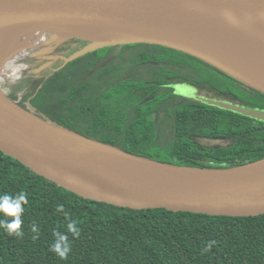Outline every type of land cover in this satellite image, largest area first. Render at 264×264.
Listing matches in <instances>:
<instances>
[{
    "label": "trees",
    "instance_id": "16d2710c",
    "mask_svg": "<svg viewBox=\"0 0 264 264\" xmlns=\"http://www.w3.org/2000/svg\"><path fill=\"white\" fill-rule=\"evenodd\" d=\"M105 49L93 50L70 64H84L89 55ZM140 49L132 58L133 65H148L154 75L150 81L120 80L123 92L112 90L114 86L105 88L113 91L105 96L104 89L90 91L82 72L87 62L82 69L75 66L69 76L62 69L29 88L34 67L15 62L12 68H19L24 79L14 85L4 82L19 89L6 96L62 127L164 162L227 168L264 158V122L198 101L168 99L172 95L169 85L181 80L198 85L196 80L205 70L234 79L175 50L153 46ZM107 66L104 70L118 68L112 63ZM20 93L29 106L18 101ZM115 93L125 94L132 106L129 112L119 109L118 101H112ZM257 95L264 99L263 94ZM159 103H164L170 117L172 137L168 141L161 140L164 117L159 113L155 118L150 115L153 105ZM21 191L29 200L22 217L24 236H9L0 228V264H264V215L225 217L120 208L80 197L0 152V195L15 196ZM57 204L64 205L67 217L55 211ZM0 219L5 217L0 215ZM71 221L81 230L78 239L67 232ZM33 223L38 233L31 232ZM53 230L69 237L72 251L67 260L49 251L55 239ZM33 236L38 238L33 240ZM213 240L216 243L212 249L203 252Z\"/></svg>",
    "mask_w": 264,
    "mask_h": 264
},
{
    "label": "water",
    "instance_id": "95a60500",
    "mask_svg": "<svg viewBox=\"0 0 264 264\" xmlns=\"http://www.w3.org/2000/svg\"><path fill=\"white\" fill-rule=\"evenodd\" d=\"M31 32L45 36L42 46L86 43L65 63L100 48L162 47L264 95V0H0V34ZM195 98L264 122V110ZM0 152L80 197L120 208L264 215V158L203 168L140 156L42 118L1 88Z\"/></svg>",
    "mask_w": 264,
    "mask_h": 264
},
{
    "label": "flooded vegetation",
    "instance_id": "af4514ba",
    "mask_svg": "<svg viewBox=\"0 0 264 264\" xmlns=\"http://www.w3.org/2000/svg\"><path fill=\"white\" fill-rule=\"evenodd\" d=\"M41 44V43H40ZM39 44V45H40ZM59 45V44H58ZM56 46L54 49H48L49 51L47 52L44 46H38L37 51H41L40 53L34 51V49H32V54L31 55H26L24 58H26V60L28 61V66L32 67L34 65H36L37 69L33 68L30 73H34L35 76H33V80L31 82H29L30 86L29 88H32L34 85H36V83L39 81V79H44V78H49L50 76H52L54 73H56L59 70H63L64 75L69 76L71 74H73V72H75V66L78 67L80 66V69H82V66H84V64L87 62V65L85 67H83V73L85 74V77L87 78V83H88V87L90 89V91H93L95 88H97V92H101L100 89H105L108 87H111L115 84L116 81H120V80H130V79H145V80H150L153 75L154 72L150 69V67L148 65H139V66H135V65H130V66H121V64H119L117 62L118 59H120L122 57V55L124 54V50L122 48H112V52L111 53H103L106 50H103V52H96L95 54L89 55V57L87 58V61L83 64H77L75 66H72V64L69 63H65L66 59H68L69 57H71L72 55H74L76 52L80 51L77 50L73 53H70L72 50H75L77 47L81 46V45H86V43L81 42V41H72L69 44L66 45H59ZM131 49V48H130ZM29 50V49H28ZM27 50V51H28ZM82 50V49H81ZM140 51V50H139ZM22 57V59H19L17 62L18 64H23L21 63L22 61H25V64H27L26 60ZM78 59V58H77ZM122 59V58H121ZM76 60V59H75ZM73 60V61H75ZM30 63V64H29ZM110 63L116 65L117 70H104L105 68H108L107 65H109ZM82 65V66H81ZM54 66H58V68L56 70H54L53 72H51L52 68ZM65 67V68H64ZM142 67V68H139ZM139 68V69H138ZM142 69V70H140ZM24 79V76H22V78L20 80ZM19 80V81H20ZM92 80V81H91ZM245 87L247 89H249L254 95H256L257 97H259V95H257V93L259 92H253L255 90L248 88L247 86L241 84L240 82L238 83V81H227L226 84H229L230 86L234 87L236 86V84ZM173 85H169L168 87L171 88L172 90V94L179 98V99H186V100H192V101H198L201 102L200 100L196 99V96H201V97H205L207 99H212V100H217V101H228L230 103H234L232 101L229 100H225V99H216L213 96H208L204 93L203 88H200V86H198L197 84H190L187 83L185 81H176L172 83ZM179 84H183L186 85L188 87L193 88V92H192V96L191 98L189 97H184V96H179L176 94V90H175V86L179 85ZM14 85V84H11ZM235 88V87H234ZM261 94V93H260ZM250 95V94H247ZM18 101L23 102L24 101V97H23V93L19 94V98ZM26 104L28 105L29 102L28 101H24ZM203 103V102H201ZM164 103H159L158 105H156L155 107H152V110L155 109L154 113H153V118H155L156 113H159V115L161 116V118H163V124L164 125H160V128L162 129L161 131H166V130H170V117L167 115L168 110L165 109V107L163 106ZM237 104V103H234ZM239 105V104H237ZM240 106H247V108H254V109H258L257 107H251L250 105H246V104H242ZM157 107H158V111H157ZM215 107V106H213ZM219 108V107H217ZM220 109V108H219ZM260 109V108H259ZM261 110H264L261 109ZM228 111V110H227ZM231 112V111H228ZM234 113V112H232ZM238 114V113H237ZM152 116V115H151Z\"/></svg>",
    "mask_w": 264,
    "mask_h": 264
},
{
    "label": "rangeland",
    "instance_id": "374dc122",
    "mask_svg": "<svg viewBox=\"0 0 264 264\" xmlns=\"http://www.w3.org/2000/svg\"><path fill=\"white\" fill-rule=\"evenodd\" d=\"M48 41H54V39L52 37H47ZM60 43V42H58ZM58 43H55L54 45L51 46H47L46 51L48 52L50 49H54ZM40 44V43H39ZM36 45L34 48H37L38 46H42V44L40 45ZM86 45H81L79 47H77L75 50H72L70 53H73L77 50H81L83 48H85ZM45 47V46H44ZM33 48V49H34ZM113 48H125V47H113ZM49 49V50H48ZM106 51H101L103 53L107 52V53H111L112 52V48H106ZM140 47H131L130 48H125L124 49V54L122 55V59H118L117 62L119 64H121V66H130L132 64H134L132 58L139 52ZM34 51L40 53L41 51H37V49H34ZM26 54H24V57L26 55H31L32 51L31 50H26L25 51ZM22 58V57H21ZM19 58V59H21ZM19 59H12L10 60L7 64H4L3 66H1L0 68V88L4 91V93L7 95L10 92H13L15 90H19V89H15L12 88L10 86H5L3 83L9 81L10 84H15L17 83V81H19L23 74L21 73V71H18L19 68H12L11 64L17 62ZM22 63H25V61H22ZM28 64V61L26 62ZM30 64V63H29ZM6 65V66H5ZM34 68H36L37 66L34 65ZM58 68V66H54L51 70V72H53L54 70H56ZM142 68V67H139ZM138 68V69H139ZM142 70V69H140ZM4 71V72H3ZM211 76V79H208V76ZM2 76H4L2 78ZM141 78V77H140ZM137 78L139 80H135V79H131V81L133 82H138L140 80H145V79H140ZM6 80V81H5ZM228 79L226 76L217 73L215 71L209 72L208 70H205L204 72L201 73V76L198 77V79L196 80V82H198V85L200 86V88H203V91L206 95L208 96H213L216 99H225V100H229L232 101L234 103H237L239 105L242 104H246V105H250L251 107H257L258 109H263L264 108V99L262 100L261 97H257L256 95H254L249 89L242 87L236 83V86L232 87L229 84H226ZM92 81V80H91ZM150 81V80H148ZM232 81V80H230ZM8 83V82H7ZM113 89L112 90H118L123 92L124 91V87H122V85L120 84L119 81H116L115 84L113 85ZM176 90V94L179 96H184V97H192V92H193V88L188 87V86H183V87H175ZM105 91L104 96L110 94L113 91H108V89H104L102 90V93ZM250 94V95H247ZM112 101H118V104H116L118 106L119 109H124L126 111L129 112V110L132 108L131 105H129L127 103V97L125 96L124 93H115L112 95ZM129 99V97H128ZM169 101H179V98L175 97L173 94L168 98ZM29 106V104H28ZM155 105H153L154 107ZM247 107V106H245ZM155 109H153L150 113V115H153ZM172 137V134L170 133V130H168L166 133L164 132V135L162 136L161 140L162 141H168L170 140Z\"/></svg>",
    "mask_w": 264,
    "mask_h": 264
},
{
    "label": "clouds",
    "instance_id": "9594fccd",
    "mask_svg": "<svg viewBox=\"0 0 264 264\" xmlns=\"http://www.w3.org/2000/svg\"><path fill=\"white\" fill-rule=\"evenodd\" d=\"M28 203V195L23 191L17 193L15 196L6 193L0 195V215L5 217V219H0V228L4 229L9 236L23 238L24 232L22 230V225L24 221L22 217L25 212V206L28 205ZM55 211L63 214L65 217L68 216L63 204H57ZM8 217L11 219H7ZM31 232H39V228L35 223L31 225ZM67 232L71 234L73 239H78L81 235V230L76 226L75 221H71L67 224ZM53 236L55 239L50 245L49 251L54 253L60 260H67L69 253L72 251V245L68 235L59 230H53ZM37 238V236L32 237L33 240ZM215 243L216 241L214 240L209 241L202 251H210Z\"/></svg>",
    "mask_w": 264,
    "mask_h": 264
},
{
    "label": "bare ground",
    "instance_id": "6f19581e",
    "mask_svg": "<svg viewBox=\"0 0 264 264\" xmlns=\"http://www.w3.org/2000/svg\"><path fill=\"white\" fill-rule=\"evenodd\" d=\"M42 33L31 32L25 36L18 34H0V62L19 59L24 57L28 47H35L37 44L44 42ZM11 59V60H12Z\"/></svg>",
    "mask_w": 264,
    "mask_h": 264
}]
</instances>
